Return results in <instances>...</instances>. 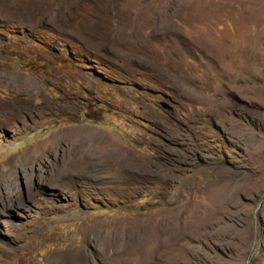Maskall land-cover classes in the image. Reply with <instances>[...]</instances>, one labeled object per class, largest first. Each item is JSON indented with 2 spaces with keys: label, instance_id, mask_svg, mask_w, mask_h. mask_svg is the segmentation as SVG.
Listing matches in <instances>:
<instances>
[{
  "label": "rangeland",
  "instance_id": "374dc122",
  "mask_svg": "<svg viewBox=\"0 0 264 264\" xmlns=\"http://www.w3.org/2000/svg\"><path fill=\"white\" fill-rule=\"evenodd\" d=\"M0 264H264V0H0Z\"/></svg>",
  "mask_w": 264,
  "mask_h": 264
},
{
  "label": "crops",
  "instance_id": "0c3cea01",
  "mask_svg": "<svg viewBox=\"0 0 264 264\" xmlns=\"http://www.w3.org/2000/svg\"><path fill=\"white\" fill-rule=\"evenodd\" d=\"M95 128L96 127H92V128H90L91 130H89L90 132H93L94 130H95ZM90 132H88V133H90ZM71 135H72V137H74V132H71Z\"/></svg>",
  "mask_w": 264,
  "mask_h": 264
}]
</instances>
